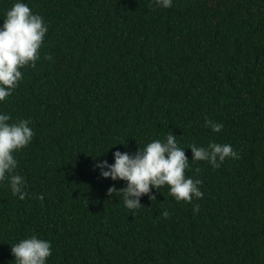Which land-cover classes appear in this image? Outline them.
<instances>
[{
  "label": "trees",
  "instance_id": "trees-1",
  "mask_svg": "<svg viewBox=\"0 0 264 264\" xmlns=\"http://www.w3.org/2000/svg\"><path fill=\"white\" fill-rule=\"evenodd\" d=\"M15 2L0 0V20ZM22 2L48 32L36 67L0 102L34 132L15 153L28 196L0 182V264L33 234L51 242L48 264H264V0ZM169 132L203 197L177 203L165 186L127 210L107 195L125 182L94 163ZM210 142L240 158L192 162L189 145Z\"/></svg>",
  "mask_w": 264,
  "mask_h": 264
},
{
  "label": "clouds",
  "instance_id": "clouds-1",
  "mask_svg": "<svg viewBox=\"0 0 264 264\" xmlns=\"http://www.w3.org/2000/svg\"><path fill=\"white\" fill-rule=\"evenodd\" d=\"M152 2L163 9L173 5V0ZM0 21V102H4L23 79L20 69L36 67L48 26L43 17L34 14L22 0H16ZM45 59L51 60L52 57L49 55ZM10 121L8 114L0 113V182L7 179L12 195L23 201L28 193L24 191V176L16 172L18 161L15 153L31 143L34 132L27 119ZM205 123L214 133L222 131L223 125L220 123L211 120H206ZM188 149L191 150L192 162L204 161L213 169H218L228 158H240L238 151L227 143L210 142L207 146L191 144ZM112 156V164L107 160H100L94 163L93 170H98L102 179L125 182V187L120 190L113 184L108 188L107 195L122 198L124 207L129 211H136L143 206L140 203L142 196L148 195L150 201L156 200V196L149 193L160 191L165 186L168 188V195L177 203H191L194 198H202L204 195L199 187L201 180L186 177L189 159L171 132L163 140L154 139L143 148L137 147L134 154L116 151ZM37 199L43 201L44 196L40 195ZM198 211L199 205H193V212ZM168 215V211L162 212L165 219ZM10 254L14 264H48L52 244L33 234L11 245Z\"/></svg>",
  "mask_w": 264,
  "mask_h": 264
}]
</instances>
